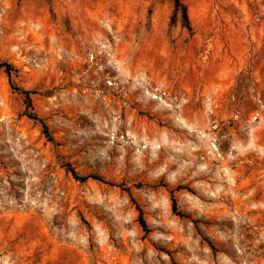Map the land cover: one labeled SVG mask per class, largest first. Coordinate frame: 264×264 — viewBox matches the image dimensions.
Returning a JSON list of instances; mask_svg holds the SVG:
<instances>
[{
	"label": "rangeland",
	"instance_id": "1",
	"mask_svg": "<svg viewBox=\"0 0 264 264\" xmlns=\"http://www.w3.org/2000/svg\"><path fill=\"white\" fill-rule=\"evenodd\" d=\"M4 62L0 264H264V0H0Z\"/></svg>",
	"mask_w": 264,
	"mask_h": 264
},
{
	"label": "trees",
	"instance_id": "2",
	"mask_svg": "<svg viewBox=\"0 0 264 264\" xmlns=\"http://www.w3.org/2000/svg\"><path fill=\"white\" fill-rule=\"evenodd\" d=\"M0 70H2L6 74L11 89L24 97V102L26 104L27 109L32 108V102H31V98H30L31 93L27 92V91H24V90H22L20 88H17L15 86V84L13 83L12 78L17 74V70L12 65H10L8 63H5V62L4 63H0ZM27 117L29 119L33 120V121L38 122L40 124V126H41L43 134L46 136L48 141L51 142V143H54V140L51 137V134H50V131L48 129V126L40 118H38L37 115H35L34 113H28ZM63 167L66 169V171L68 173H70L72 175V177L76 181L85 182V181H88V180L92 179V180L104 182V180L102 178H100L99 176H94V175L84 176V177L79 176L77 174V172L69 164H63ZM170 195H171V202H172V212L175 213L176 215L180 216V217H183V214H181L180 212L177 211L176 201H175V198L173 196V192L172 191H170ZM139 219H140V225H141L143 231L147 232L148 230H147L146 224L143 221V219L141 218V216H140Z\"/></svg>",
	"mask_w": 264,
	"mask_h": 264
}]
</instances>
